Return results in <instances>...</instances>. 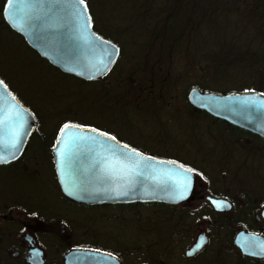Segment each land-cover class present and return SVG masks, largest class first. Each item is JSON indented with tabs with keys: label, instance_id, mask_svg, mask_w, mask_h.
<instances>
[{
	"label": "flooded vegetation",
	"instance_id": "1",
	"mask_svg": "<svg viewBox=\"0 0 264 264\" xmlns=\"http://www.w3.org/2000/svg\"><path fill=\"white\" fill-rule=\"evenodd\" d=\"M92 22L98 35L119 48L111 67L88 81L51 67L79 82L95 84L100 116L94 125L81 123L76 114L78 92L66 106L49 102L52 111L46 114L9 88L30 110L34 125L19 155L0 163V264H264V240L247 236L264 239V167L259 166L264 165V138L193 107L186 94L172 99L154 56H146L152 70L133 66L122 83L116 66L132 36L124 34L130 45L123 47L115 36L103 33L104 25L99 28ZM111 26L116 29L113 20ZM49 95L53 96L52 90ZM116 105L149 112L154 124L145 117L137 121L136 115L118 119ZM161 112L190 132L181 136L164 132L169 121L161 120ZM214 122L221 123L223 131L210 130ZM65 124L93 128L142 155L189 169L194 175L190 195L176 203H83L65 196L53 155ZM214 200L222 206L218 208ZM110 223L126 225L129 231ZM200 235L204 242L194 249Z\"/></svg>",
	"mask_w": 264,
	"mask_h": 264
},
{
	"label": "water",
	"instance_id": "2",
	"mask_svg": "<svg viewBox=\"0 0 264 264\" xmlns=\"http://www.w3.org/2000/svg\"><path fill=\"white\" fill-rule=\"evenodd\" d=\"M1 16L50 66L86 81L105 73L119 54L115 44L93 30L85 0L83 4L79 0H4ZM186 98L193 107L212 117L264 138V94L251 90L215 93L193 86ZM33 125L30 110L3 81L0 163L19 155ZM53 155L62 194L83 203H176L185 200L193 188L194 175L189 169L142 155L90 127L65 124L54 144ZM235 243L238 244V237Z\"/></svg>",
	"mask_w": 264,
	"mask_h": 264
},
{
	"label": "rangeland",
	"instance_id": "3",
	"mask_svg": "<svg viewBox=\"0 0 264 264\" xmlns=\"http://www.w3.org/2000/svg\"><path fill=\"white\" fill-rule=\"evenodd\" d=\"M114 2L115 1H113V3ZM91 3L93 4L92 1ZM122 5L123 2L119 1V4L115 7L114 13L115 18L123 20L126 18V14L121 9ZM152 8H156V6L152 5ZM106 11L109 12V9H106ZM166 14H168V11H166ZM95 17L96 19L93 21L96 26L101 28V25H104L103 33L110 35L109 32H112L111 36H115L113 38H117V42L122 44L123 47L130 45L125 43L124 31L120 26L118 29L114 30L111 26V21H105L102 17L98 16V14H96ZM142 23H144V21L138 23L136 32L145 31V27L143 29L141 28ZM244 25L245 21L240 16L228 12L223 13L221 11H214L206 23L197 25V28L195 27V30L192 32V35L188 37V40L184 41L180 39L177 41L176 46H179L180 48L187 44L189 51L195 53V57L198 58V61L196 63L197 65L195 64L193 66L189 64L187 58L184 56L183 48L179 49L178 54H174L171 57V62L167 65V75L176 79L175 86L169 90L172 99H183L186 94L184 92L194 86L195 81L204 83L211 88H225L226 90L237 89L238 86H241L244 83L246 86L253 81L255 73L252 68L257 67L255 64L251 67H247V65H243V63H229L224 67L216 69L218 65L212 62L210 65L211 67L207 69V72L203 70V67L210 63V58L207 54L214 56L219 62L220 60L230 58L231 54H224L226 48L239 50L240 48L242 49L245 42L251 50L264 48L263 43H260L256 39H249L251 36L248 38L246 37V33H248L249 30H246V26ZM130 36L131 33L130 35H126V37ZM149 43H151V40L148 38L147 34H142L138 37L137 49H135V45H133L134 50L132 51H130V46L126 47V50L129 52H126L124 49L116 66V70H119L121 79L126 77L129 72L128 70L133 67V62L140 57L142 51L141 47H143L142 44L146 45ZM130 58H134V60H131ZM129 59L130 61H128ZM160 64L162 67L160 75L165 78V65L163 62H160ZM214 65L217 66L211 71V68H213L212 66ZM152 69L153 67L147 68V70ZM210 72L213 77L210 78L214 81L213 85L209 81L212 79L206 80V76ZM0 73L4 74L3 77L13 89L19 91L20 95L26 98L34 106H38L43 111H46V114L52 111L50 110L51 107L49 106V102L66 106L76 98L73 93L77 95L78 92L80 97L82 94L81 98L79 95L77 96L79 101L75 100V103L80 104V110L76 112L78 118L87 121L91 125H94L99 119L100 110L98 103L95 100V84L93 82L83 83L67 75H62L41 60L35 53H33V51L27 49L23 43H21L20 38L12 32H9V30L2 24H0ZM217 81L224 83V85H216L215 83ZM111 84H115L114 78H112ZM50 90H52L53 96L49 95ZM180 110L182 109L180 108ZM114 115L119 117L118 119H124L127 116L136 115L135 120L137 121L141 120L140 117H145L150 124H154L155 121L154 118L150 117L151 114L149 112H144L143 110L135 112L132 109L128 110V108L119 105H116ZM159 115L161 120L166 119L169 121V123H165L166 125L164 126V132L167 134L170 133V135H174L173 133H175L178 136H181L186 132H190V129L186 128L182 122L173 117L172 119H169V116H167L166 113L161 112ZM182 120L185 121L184 118H182L181 121ZM196 120L198 122L201 121V117L198 116ZM206 121L207 119L205 118L204 122ZM205 127L206 123H202L200 129L204 130L206 129ZM223 128L224 126L219 122H214L209 126L210 130L218 132L223 131ZM255 154V158L259 159V153L256 151ZM262 162H264V160H262ZM259 166L261 168L264 167L262 164ZM107 225L110 227L113 225L114 228L117 227V229L125 232L129 231L128 228H124L126 225H114V223Z\"/></svg>",
	"mask_w": 264,
	"mask_h": 264
},
{
	"label": "trees",
	"instance_id": "4",
	"mask_svg": "<svg viewBox=\"0 0 264 264\" xmlns=\"http://www.w3.org/2000/svg\"><path fill=\"white\" fill-rule=\"evenodd\" d=\"M113 1L115 2L113 3ZM119 1L123 2L121 9L126 14V21L125 19L122 20L115 18V7L119 4ZM85 2L87 3L92 20L96 19L95 15L98 14V16L102 17L105 21L113 20L116 23V29L120 26L125 35H130L131 33L132 40L130 51L134 50L133 45H135V49H137L138 37L142 34H147L151 43L146 45L142 44L141 58L139 57L138 60H135L136 64L133 62V66L143 68L142 71H144L151 66L150 57L148 58L146 56H154V58H157V61L160 62L162 58L165 65L164 69L166 71L165 85L168 91L175 86L176 81L175 78L173 79L171 76L167 75V65L171 62V57L174 54H178L179 49L183 48L184 56L187 58L189 64L194 66L198 61V58L195 57V53L189 51L187 44L180 48L179 46H176L177 41L180 39L184 41L188 40V37L192 35L195 27L202 23H206L214 11H221L223 13L228 12L240 16L245 21V29L249 30V32L246 33V37L248 38L251 36L249 39H256L264 44V0H85ZM3 3L4 0H0V24L6 27L9 32L17 35L20 38L21 43H23L27 49H30L25 45L21 36L10 30L3 21L1 17ZM152 5L156 6V8H152ZM106 9H109V12H107ZM166 11H168V14H166ZM141 21H144V23L141 24V28L143 29L145 27V31L136 32L138 28L137 25ZM105 35L109 38L113 37L111 36V33L110 35ZM30 50L32 51V49ZM149 52L151 55H149ZM224 54H231L230 58L220 60L219 62L214 56L207 54L210 58V63L206 64V66L203 67V70L207 72V69L211 67L210 65L212 62L216 63L218 66H212L213 68H211V71H213L216 66V69H219L229 63H243V65H247V67H251L255 64L257 67L252 68L255 73L253 81L246 86L244 83L243 85L238 86L237 89L226 90L225 88H211L198 81L194 82V87H197L201 91H211L215 93L251 90L264 94V48L251 50L245 42L242 49L232 50L226 48ZM43 61L46 62L45 60ZM3 75L4 74L0 73V78L9 86V88L15 91V89L8 84V81ZM210 77H212L211 72L207 74L206 80L213 78ZM125 78L126 77L122 78V83H124L123 81ZM209 81L213 85V79ZM215 84L220 86L224 85V83L218 81ZM184 93H186V91ZM81 123H83V120ZM86 123L88 124L87 121ZM86 123L84 124L87 125Z\"/></svg>",
	"mask_w": 264,
	"mask_h": 264
},
{
	"label": "snow or ice",
	"instance_id": "5",
	"mask_svg": "<svg viewBox=\"0 0 264 264\" xmlns=\"http://www.w3.org/2000/svg\"><path fill=\"white\" fill-rule=\"evenodd\" d=\"M79 3L80 4H83L84 3V0H79ZM3 83V81H0V84H2ZM65 127H67V126H65ZM104 135H106V134H104ZM93 139H95V138H93ZM113 139H115V138H113ZM14 147H15V144L13 145ZM186 194V193H185ZM181 199L183 198V195L180 197ZM214 203L216 204V206L219 208V207H221L222 205L220 204V203H218V202H215L214 201ZM203 237H201L200 238V242L199 243H197L196 245H195V248L196 249H199L200 247H201V245L203 244Z\"/></svg>",
	"mask_w": 264,
	"mask_h": 264
}]
</instances>
